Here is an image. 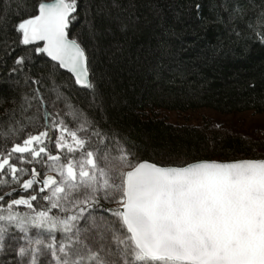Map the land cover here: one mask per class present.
Masks as SVG:
<instances>
[{
    "label": "snow or ice",
    "instance_id": "obj_1",
    "mask_svg": "<svg viewBox=\"0 0 264 264\" xmlns=\"http://www.w3.org/2000/svg\"><path fill=\"white\" fill-rule=\"evenodd\" d=\"M223 9L227 21L215 22L230 35L242 38L239 21L252 34L243 38L264 44V4L254 20L244 0ZM123 10L121 0H0V82L38 86L20 105L36 112L0 140V264H264V159L145 158L56 84L65 70L103 111L93 50Z\"/></svg>",
    "mask_w": 264,
    "mask_h": 264
},
{
    "label": "trees",
    "instance_id": "obj_2",
    "mask_svg": "<svg viewBox=\"0 0 264 264\" xmlns=\"http://www.w3.org/2000/svg\"><path fill=\"white\" fill-rule=\"evenodd\" d=\"M121 2L125 10L115 13L120 22L111 25V34L93 50L96 68L105 75L103 111L90 107L91 97L77 91L65 70L56 77L60 91L90 117L141 145L145 158L173 154L184 159H264V135L232 132L210 121L173 122L165 115L166 111L198 108L227 114L264 113V44L254 37L243 38L252 35L246 23H235L242 37L238 39L224 24L215 22L217 15L227 21L225 0H197L201 4L199 17L189 11L194 0ZM244 2L251 8L246 20H254L264 0ZM33 3L35 0H28ZM47 73L46 66L32 70L34 78L44 77L40 90L50 102L56 94L50 91L54 85ZM6 74L0 67V76ZM32 87L38 86L23 80L19 86L0 82V140L9 135L10 122L27 124V117L36 112L27 104V111L20 108L22 98L34 94ZM14 108V114H6Z\"/></svg>",
    "mask_w": 264,
    "mask_h": 264
},
{
    "label": "rangeland",
    "instance_id": "obj_3",
    "mask_svg": "<svg viewBox=\"0 0 264 264\" xmlns=\"http://www.w3.org/2000/svg\"><path fill=\"white\" fill-rule=\"evenodd\" d=\"M165 115L173 122L202 124L210 121L216 126L224 127L232 132L264 135V113L243 111L227 114L210 108H198L186 112L166 111Z\"/></svg>",
    "mask_w": 264,
    "mask_h": 264
}]
</instances>
